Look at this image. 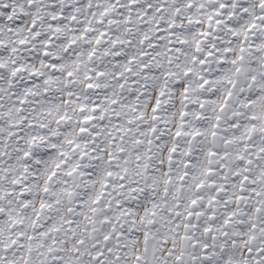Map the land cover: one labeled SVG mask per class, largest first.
I'll use <instances>...</instances> for the list:
<instances>
[{"label": "snow or ice", "instance_id": "snow-or-ice-1", "mask_svg": "<svg viewBox=\"0 0 264 264\" xmlns=\"http://www.w3.org/2000/svg\"><path fill=\"white\" fill-rule=\"evenodd\" d=\"M0 264H264V0H0Z\"/></svg>", "mask_w": 264, "mask_h": 264}]
</instances>
